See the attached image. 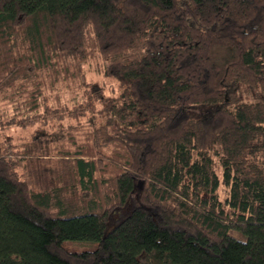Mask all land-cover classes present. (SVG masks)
I'll use <instances>...</instances> for the list:
<instances>
[{
  "label": "trees",
  "instance_id": "trees-1",
  "mask_svg": "<svg viewBox=\"0 0 264 264\" xmlns=\"http://www.w3.org/2000/svg\"><path fill=\"white\" fill-rule=\"evenodd\" d=\"M0 138V264H264V0H0Z\"/></svg>",
  "mask_w": 264,
  "mask_h": 264
},
{
  "label": "rangeland",
  "instance_id": "rangeland-1",
  "mask_svg": "<svg viewBox=\"0 0 264 264\" xmlns=\"http://www.w3.org/2000/svg\"><path fill=\"white\" fill-rule=\"evenodd\" d=\"M91 73V72H90ZM92 74V73H91ZM93 75V74H92ZM97 79H99L100 81H101V76L100 77H96ZM108 80V85L110 84V83H112L111 82V80L110 79H107ZM111 89V88H110ZM33 131H35V129L34 128H31V129H28V130H25V131H21L20 129H16V130H9V131H7L6 132V134L7 135H12V136H14L16 139L17 138H22V139H29L30 138V136H31V133L33 132ZM1 139V138H0ZM130 207H131V204H130V202H128L127 203V205L125 206V210H127L128 211V209H130Z\"/></svg>",
  "mask_w": 264,
  "mask_h": 264
}]
</instances>
